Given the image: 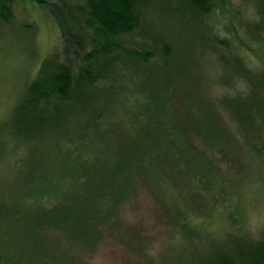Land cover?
I'll return each instance as SVG.
<instances>
[{
  "label": "trees",
  "instance_id": "trees-1",
  "mask_svg": "<svg viewBox=\"0 0 264 264\" xmlns=\"http://www.w3.org/2000/svg\"><path fill=\"white\" fill-rule=\"evenodd\" d=\"M20 1L0 0L1 23ZM67 1L92 49L79 70L46 60L15 105L12 135L0 138V174L12 177L13 195L0 199V264H92L107 235L142 242L120 220L141 188L177 232L160 244L171 245L168 260L264 264V233L238 224L239 187L264 189V0L231 42L206 21L227 0ZM214 70L222 79L214 94L186 92V81ZM233 79L243 86L236 93ZM34 151L41 157L28 169ZM221 198L238 202L219 219Z\"/></svg>",
  "mask_w": 264,
  "mask_h": 264
},
{
  "label": "rangeland",
  "instance_id": "rangeland-1",
  "mask_svg": "<svg viewBox=\"0 0 264 264\" xmlns=\"http://www.w3.org/2000/svg\"><path fill=\"white\" fill-rule=\"evenodd\" d=\"M254 7V0H227L224 3H218L206 17V21L213 28L216 37L228 39L231 42L239 36L242 29H246L247 20L259 19V17L256 18ZM75 14L77 13L67 0H49L46 5L26 0L15 5L13 19L9 24L0 22V138L12 135L10 122L13 118L12 113L15 105L30 82L39 76L46 60L56 58L59 62L70 64L76 70L82 68L83 58L92 49V44L90 32H82L72 24L71 19L73 16L75 17ZM75 18L80 24L83 21L80 17L76 16ZM242 33L248 34L246 31ZM231 45V55L234 53L238 55L235 44ZM243 58L247 60V64L254 66L249 62L248 55L243 54ZM215 73V70L213 72L205 71V73H200L196 79L186 81L188 87L186 92L188 94L198 92L200 97L201 93L207 91L214 94L212 88L217 90L219 88L217 85L222 81L220 75L217 73L215 75ZM189 75H193V73H189ZM229 81L227 88L233 93L243 89L240 80ZM207 84L211 88L205 87ZM196 85L199 88H195ZM231 133L238 138L234 131ZM21 150L17 152V155ZM40 153V151H34L32 155L34 162L25 164L30 166L27 167L28 169L37 167L41 157ZM219 160L222 161L219 169L227 168L228 172L229 166L226 167L228 159ZM259 164L255 163V168ZM253 171L254 168L250 172L251 176H253ZM231 176L241 177L237 169L232 171ZM263 176L264 172L257 177L262 179ZM11 179L12 177L7 171L1 172L0 181L5 186L0 192L1 200L13 197L9 187H6ZM242 180L248 185L252 178L246 177ZM256 180L259 185L263 186L262 180ZM239 191L243 206L240 209L238 224L242 228H247L253 235L264 233V189L250 191L241 186ZM219 200L217 205L223 208L219 219L222 218L223 213L224 217L229 215L232 212L231 208H234L233 212L236 211L232 205L237 204V199L232 204L228 199L221 198ZM166 219L153 196L148 190L141 188L136 198L133 197L122 206L120 220L124 226L136 229L139 238L145 240L137 243V239H135L133 243L130 240H118L107 235L96 250L91 263L178 264L173 258L171 261L167 259L169 255L172 257L171 245L160 246L163 239H169L174 233L177 234L174 228L167 225ZM220 223H212L211 229L216 231L222 226Z\"/></svg>",
  "mask_w": 264,
  "mask_h": 264
}]
</instances>
